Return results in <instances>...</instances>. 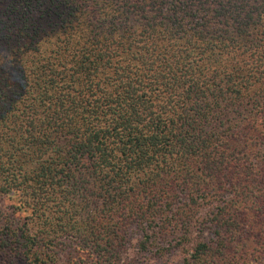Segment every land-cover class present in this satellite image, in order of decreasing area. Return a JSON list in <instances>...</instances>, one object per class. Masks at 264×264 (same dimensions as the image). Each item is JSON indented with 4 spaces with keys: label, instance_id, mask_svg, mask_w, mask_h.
Returning a JSON list of instances; mask_svg holds the SVG:
<instances>
[{
    "label": "trees",
    "instance_id": "16d2710c",
    "mask_svg": "<svg viewBox=\"0 0 264 264\" xmlns=\"http://www.w3.org/2000/svg\"><path fill=\"white\" fill-rule=\"evenodd\" d=\"M6 196L27 216L0 260L69 237L120 264L136 228L180 264H264V0H0Z\"/></svg>",
    "mask_w": 264,
    "mask_h": 264
},
{
    "label": "rangeland",
    "instance_id": "374dc122",
    "mask_svg": "<svg viewBox=\"0 0 264 264\" xmlns=\"http://www.w3.org/2000/svg\"><path fill=\"white\" fill-rule=\"evenodd\" d=\"M16 206L17 201L14 197L6 196L0 200V227L6 224L16 229L24 223L27 212L16 211ZM204 228L206 229V226ZM204 232L206 238L210 237V233ZM128 236L129 245L122 254L120 264H180L187 255L188 243L185 241L172 242L171 246L161 244V247L167 250L158 253L155 247L146 251L139 248L142 240L140 230L132 228ZM191 238L193 241L199 238L196 231L192 232ZM53 251L57 255L58 264H84L86 261L77 240L69 237L58 238L54 243ZM0 262L1 264H25L24 259L17 255H5Z\"/></svg>",
    "mask_w": 264,
    "mask_h": 264
}]
</instances>
